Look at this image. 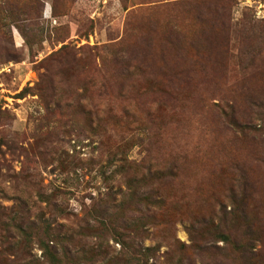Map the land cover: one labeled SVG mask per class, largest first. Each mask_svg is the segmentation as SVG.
I'll list each match as a JSON object with an SVG mask.
<instances>
[{
  "label": "rangeland",
  "instance_id": "374dc122",
  "mask_svg": "<svg viewBox=\"0 0 264 264\" xmlns=\"http://www.w3.org/2000/svg\"><path fill=\"white\" fill-rule=\"evenodd\" d=\"M0 264H264V0H0Z\"/></svg>",
  "mask_w": 264,
  "mask_h": 264
},
{
  "label": "trees",
  "instance_id": "16d2710c",
  "mask_svg": "<svg viewBox=\"0 0 264 264\" xmlns=\"http://www.w3.org/2000/svg\"><path fill=\"white\" fill-rule=\"evenodd\" d=\"M202 59V58H201ZM232 119H234V118H232Z\"/></svg>",
  "mask_w": 264,
  "mask_h": 264
},
{
  "label": "crops",
  "instance_id": "0c3cea01",
  "mask_svg": "<svg viewBox=\"0 0 264 264\" xmlns=\"http://www.w3.org/2000/svg\"><path fill=\"white\" fill-rule=\"evenodd\" d=\"M47 2V1H46ZM49 3V2H48Z\"/></svg>",
  "mask_w": 264,
  "mask_h": 264
}]
</instances>
